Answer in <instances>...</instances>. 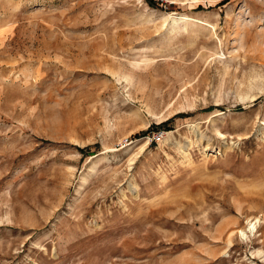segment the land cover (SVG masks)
I'll list each match as a JSON object with an SVG mask.
<instances>
[{
    "label": "rangeland",
    "instance_id": "374dc122",
    "mask_svg": "<svg viewBox=\"0 0 264 264\" xmlns=\"http://www.w3.org/2000/svg\"><path fill=\"white\" fill-rule=\"evenodd\" d=\"M156 1L0 0V264H264V0Z\"/></svg>",
    "mask_w": 264,
    "mask_h": 264
},
{
    "label": "trees",
    "instance_id": "16d2710c",
    "mask_svg": "<svg viewBox=\"0 0 264 264\" xmlns=\"http://www.w3.org/2000/svg\"><path fill=\"white\" fill-rule=\"evenodd\" d=\"M148 2V4L151 6V7H158L159 6V2L156 1V0H146ZM227 0H222L220 3L218 4H223L225 3ZM171 118L163 121L162 123L158 124L159 126L163 127L165 130H168L166 127H167V124L170 122ZM158 125H152L154 127H158ZM147 131H142L140 133H137L134 135V138H138V137H141L143 136Z\"/></svg>",
    "mask_w": 264,
    "mask_h": 264
},
{
    "label": "bare ground",
    "instance_id": "6f19581e",
    "mask_svg": "<svg viewBox=\"0 0 264 264\" xmlns=\"http://www.w3.org/2000/svg\"><path fill=\"white\" fill-rule=\"evenodd\" d=\"M257 222L258 221L256 220L254 223H250V227H249L250 232H252V233L255 232V230H256V223ZM258 254H260V253H258ZM262 257H263V260L262 261H264V254L263 253H262Z\"/></svg>",
    "mask_w": 264,
    "mask_h": 264
},
{
    "label": "built area",
    "instance_id": "2783aa9c",
    "mask_svg": "<svg viewBox=\"0 0 264 264\" xmlns=\"http://www.w3.org/2000/svg\"><path fill=\"white\" fill-rule=\"evenodd\" d=\"M160 135H161V132H156L154 135H153V137H154V140L155 141H158L159 139H160Z\"/></svg>",
    "mask_w": 264,
    "mask_h": 264
}]
</instances>
